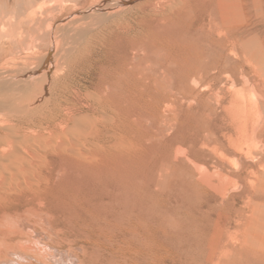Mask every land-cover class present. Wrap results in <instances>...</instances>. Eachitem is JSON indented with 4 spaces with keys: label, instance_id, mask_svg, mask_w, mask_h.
<instances>
[{
    "label": "bare ground",
    "instance_id": "1",
    "mask_svg": "<svg viewBox=\"0 0 264 264\" xmlns=\"http://www.w3.org/2000/svg\"><path fill=\"white\" fill-rule=\"evenodd\" d=\"M66 1L50 11L63 16L47 27L43 67L0 76V221L25 230L31 224L48 238L27 245L30 230L14 233L5 224L4 245L17 236L8 249L44 264L52 249L77 258L86 247L98 253L96 264H164L185 242L200 249L197 264H225L234 252L264 258V158L253 164L252 156H264V93L237 90L232 105L238 119H253L245 143L252 164L212 171L186 144L178 146L192 123L193 147L206 144L203 111L185 106L197 76L221 82L263 62L255 32L264 24V0H90L82 9ZM4 5L9 10L15 0ZM29 6L20 7L27 21L0 14L7 37L29 20L42 25ZM87 19L105 36L95 46L93 29H81ZM62 30L70 33L65 43Z\"/></svg>",
    "mask_w": 264,
    "mask_h": 264
},
{
    "label": "rangeland",
    "instance_id": "2",
    "mask_svg": "<svg viewBox=\"0 0 264 264\" xmlns=\"http://www.w3.org/2000/svg\"><path fill=\"white\" fill-rule=\"evenodd\" d=\"M0 1H1L0 2L1 3L0 4V14L3 13V12H11L12 11L13 13H15L16 17L19 16L18 18L26 20V21L28 19H26L25 15H22V13H20V7L23 8L26 3L30 2L31 6H29V8H28L29 9L28 12L37 11V16H38L37 19H40L41 23H42L41 26H39V24H36V22H35V25H34L29 20V24L25 23L22 26L14 27L12 29V31H11L12 32L11 35L10 36L8 35V37H7L6 34H4L0 30V76H1V74L4 75V76L5 75L6 76L7 75H20L24 71L34 75L35 71H38L39 69H41L43 67L44 62H45L44 60H45L46 54H47L46 49H48L47 45L49 43L48 35H47V31H48L47 27L49 25V22L51 23V21H52V19L54 18L55 15L56 16L59 15V17H61V18L63 16V13L57 12V10H56L55 14L53 12H50V11H52L51 9H53V11L55 10V8L57 6L56 4H58L57 1H59V0H57V1H55V0H15V5L16 6L15 5H11L9 10H7V7L4 5L5 0H0ZM85 1L89 2L90 0H74L73 3H69L68 2L67 5H68L69 8L72 6L70 9H80L81 7L84 8L85 4L88 5V3L85 2ZM80 4H82V5H80ZM17 5H18V7H17ZM52 5H54V6H52ZM78 5H80V6H78ZM49 14L52 15L50 17L51 19L48 17ZM131 17L129 16L128 18H131ZM82 21H84V22H82ZM82 21H81L82 24L85 23V25L81 24L83 27L80 24H77L79 26H77V25L76 26L79 27V28L82 27L81 29H86V30H87V27H89V30H90V28L93 29V30H91V32H93V33L89 34L90 38H91V39L89 38V40L93 39L91 41V43H92L91 45H93V43H94V46H95L97 43H99L98 40L101 41L105 37L104 34L103 33L101 34L102 37H101V35H99V33L101 31H100L99 27L92 26L93 25V20L92 19H87V20H82ZM259 25H260V27L257 25L259 27V29H258V27H256L255 45H256V47L260 46V47H262L264 49V41H263L264 40V24H259ZM65 31L66 30H62L61 33H60L61 34V39H64L63 43H65V41L67 40L68 36L70 35L69 31H68L67 35L63 34ZM29 33L30 34L32 33V34L30 35ZM35 33H36L37 37L35 36ZM97 33H98L99 37H97L98 36ZM91 34H93V35H91ZM32 36H35V37H32ZM62 36H64V37H62ZM66 36H67V38H66ZM93 36H96V37L93 38ZM33 38H35V39H33ZM95 38H96V40H94ZM95 41H98V42L96 43ZM61 42L62 41H57L56 43H54L55 54L58 57H61V50H63V47H64L63 43H61ZM30 45L32 47L34 46L33 47L34 49H31ZM35 45L36 46L39 45L40 48H39V46L36 47ZM28 46L30 47V49H28L29 48ZM56 47H58V49ZM33 50H34V52H33ZM25 51L26 52L28 51L30 54H28V52L26 53ZM35 51H36V53H35ZM37 51H38V53H37ZM44 51H45V53H44ZM97 51H99V49ZM8 55H10V56H8ZM19 57L22 59V61H21V59ZM29 58H32V59H29ZM23 59H24V61H23ZM15 60H20V62L15 61ZM26 60H27V62H26ZM24 62H25V64L23 65ZM31 64L32 65L34 64L35 66H32ZM40 64H42V65H40ZM36 65H38V66H36ZM16 67H18V68H16ZM248 69H249V71H248L249 74L248 75H223L222 78H221V82L212 81V80H210L209 77H208L209 78L208 79L206 76H205L206 78L204 76L203 77L197 76L194 79L197 82L196 81H195V83H193L194 81L192 82V85H193L192 87L196 88L195 90H193L194 93L196 92V94H194V93L193 94L192 93L189 94L190 95L189 97H192L193 100L191 98H189L188 100L191 99L194 103L192 104V101L190 100L191 103L188 104L187 102H189V101H187L186 102L187 104L185 106L188 107L191 104L190 105L191 106L190 109L192 108L191 111H194V109H196L197 107L198 108L200 107V111H203V113L202 112L201 113L206 116V117L203 116L205 123H207L208 118H209L208 121L209 122L211 121V122L208 123L207 126H206L205 123H203L205 125H203V124L201 125L202 127L205 128L204 129V128L201 127V132H200L202 137L204 138L203 142L206 143L205 145L200 143L197 146H195L196 148L193 147L194 146L193 141L196 140L195 139L197 137L196 136L197 135L196 131H197L198 128L197 129H193V128H196V124L192 123L191 126L192 125L193 126L191 127V130L189 132L190 134L188 135V137H190L189 138L190 140L188 139V141L183 143L184 145L183 144H179L178 146L185 147V144H186L187 147H185V148H187V149L190 148L189 151L191 153H193L194 158L199 163H204V164L208 165V168L210 170H212V168H213V170H215L217 168L219 169V168H222V166H224L223 167L224 169H227V167H228V170L230 168H231V170H235L236 168L242 169L246 163L250 164V162H251V164H252V162H253V161H251V159L246 157L247 146L245 144L248 140L252 139L253 119L251 118L248 121L249 123H244L242 120H240V119H238L236 117L235 111L232 110V105L236 104V100H237L236 92H237V90H241L243 93L245 92L244 94L245 95H249V97L252 96L254 88L256 89V90L255 89L254 90L257 92V95L258 94L262 95L261 93H264V90H261V87H262V89L264 88L263 87V83H264V60H263V62H260V64L254 63V64L250 65ZM28 70H30V72ZM4 76H1V77H4ZM174 80H176V79H174ZM261 83H262V85H261ZM258 84H259V86H257ZM198 93H200V95ZM193 95L195 97L196 96H198V97L200 96L199 98H203V100L202 99H198V97L194 98ZM195 99H197V100H195ZM199 102H201V103L199 104ZM196 103H198L200 106L197 105ZM204 104H206V106ZM260 104H262L261 105V109H262V113H264L263 101H260ZM210 109L214 110L215 112L214 113L211 112L212 110L210 111ZM196 110H199V109H196ZM207 111H210V112H207ZM211 114H212V116H211ZM213 116H214V118H213ZM245 124H247V125H245ZM210 128H211V130H210ZM205 131L208 132V133H206ZM191 133H193L194 137H192ZM212 134H214V135H212ZM212 136H213L214 139H212ZM189 141H190V143H189ZM188 144H189V146H188ZM176 147H177V145H176ZM194 149H195V151L196 150H198V151L202 150L201 154H198L196 156V154L194 152ZM208 150H210V151L208 152ZM203 151L206 154H203L204 153ZM210 152H211V154H209ZM212 152H213L214 155L212 154ZM220 153H222L223 155L220 154ZM260 153L261 152H259V151H256V152L254 151L253 152L252 156L256 157V159L253 162V164L257 163L259 159H263L264 158V156L262 154H260ZM221 156L225 157V159L226 158L227 159L229 158V159L228 160L227 159L226 160H222ZM205 157H207V158H205ZM216 157L219 158V160ZM199 158L200 159L202 158V159L200 160ZM212 159L213 160L216 159L215 161H220V162L219 163L214 162V161H212ZM225 161H228V162H225ZM214 163H215V165H214ZM231 163H232V165H231ZM225 164H227V165L225 166ZM233 166L235 167V169H234ZM242 205H244V202H240V206H242ZM183 211H184V209H183ZM183 214L184 213H181V214L177 215V217L175 216L176 219L180 220L181 219L180 217ZM14 223H12V222L11 223H9V222L6 223L5 222L3 224L0 221V225H1L0 226V231L3 230V227H4V229L6 227H9L8 229H10L12 232H14V230H16L15 232H17V229L21 228V226L19 224H17V222H14ZM8 225H10V226H8ZM30 225L26 228V230L21 228L24 233H26L25 231H27V230L29 231L30 230L31 234L33 235V237L31 236L32 241L30 243H27L26 241H24V242L27 245H29L31 243H33V245H35V246L39 245L40 244L39 241L43 240L47 236L41 234L39 232L40 229H36L37 230L36 231L34 229V227L32 225L31 226ZM12 226L14 227V229L13 228L11 229ZM28 231H27V233H28ZM232 231H235V229H232ZM18 232H20V231L18 230ZM14 237L15 236L12 237L13 238L12 240H15L17 236L15 238ZM1 239L2 238L0 237V242H2L3 245L0 243L1 244L0 245V249L2 248L4 253L1 252L0 263L1 262H4V263L8 262V264H44V263L39 262L38 260L36 261L35 257L33 256L34 257L33 258L32 255H29L28 257L27 256H22V254L19 252L18 249H13L14 247L11 248V249H8V245H10V244L14 245V244H16V242L18 240H20L18 237L16 239L17 241L15 240L14 243H13V241L11 239H9L8 244H5V245H4L3 241H1ZM39 239H41V240H39ZM45 240L48 241V238H46ZM184 241L185 240H183V243H184ZM183 245L184 244H180V246H182L181 250H178L177 252H176L175 249L171 248L172 251L175 250L174 251V255L172 254L174 257L172 256L171 258L167 259V261L164 264H191V263L192 264L193 263L197 264V263H199L198 262L199 260H197V259H200L201 258L200 255H202V254L199 253L200 252L199 248H198L199 250L196 249V247H198L197 244L195 245V243H192V244L188 245L185 242V245L184 246ZM87 248L88 247H86V249H84V250H79L78 253H77V258L70 256L68 251H67L68 249H64V250L63 249H58V248H56V250L52 249L53 250V252L51 250V253H52L51 256L52 257L48 260L49 261L48 264H96V262H99V259H98V261L96 259V258H99L98 257V253L95 250H93V249H87ZM187 250H189V251H187ZM180 253H183V254H180ZM187 253L190 255L189 256V258H190L189 260H188V254ZM196 253L200 254V255L197 256ZM177 254H180V256L178 255V257H177ZM5 256H6V258H5ZM21 256H22V258H21ZM183 256H185V257H183ZM24 257H27V259L24 258ZM193 257L195 258V260L197 262L195 260H193ZM182 259H186V260H188V262L186 260H184L182 262ZM226 260L227 261H226L225 264H264V258H256L254 256H247V255H244L243 253H239V252L230 253ZM212 261L213 262L215 261V257L213 258Z\"/></svg>",
    "mask_w": 264,
    "mask_h": 264
}]
</instances>
